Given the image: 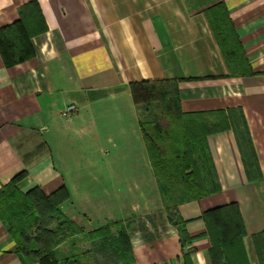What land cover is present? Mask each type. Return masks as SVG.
Wrapping results in <instances>:
<instances>
[{"label":"crops","instance_id":"0c3cea01","mask_svg":"<svg viewBox=\"0 0 264 264\" xmlns=\"http://www.w3.org/2000/svg\"><path fill=\"white\" fill-rule=\"evenodd\" d=\"M164 79L182 112L228 117L204 141L218 190L176 207L184 246L130 91ZM20 172L22 192L64 186L82 234L124 227L136 264H212L202 214L234 202L247 262L264 264V0H0V188ZM0 264H38L1 219Z\"/></svg>","mask_w":264,"mask_h":264},{"label":"trees","instance_id":"16d2710c","mask_svg":"<svg viewBox=\"0 0 264 264\" xmlns=\"http://www.w3.org/2000/svg\"><path fill=\"white\" fill-rule=\"evenodd\" d=\"M177 84L171 79L132 82L130 91L143 113L140 131L168 221L183 235L184 221L175 213L177 205L218 190L204 141L209 134L227 129L228 117L222 110L182 112ZM24 175L16 174L0 188V219L7 225L16 252L28 263L83 264L76 253L62 259L58 256L60 245L84 232L59 208L68 198L66 188L61 186L50 194L38 187L22 192L16 184ZM202 219L211 241L212 264H232L231 260L248 264L242 241L244 225L236 203L207 210ZM24 220L28 227L22 226ZM112 225L85 233L94 256L103 257L96 258L97 264H136L125 228L119 230V240L110 245ZM180 243L184 246L182 237ZM71 250L76 252L73 243Z\"/></svg>","mask_w":264,"mask_h":264},{"label":"rangeland","instance_id":"374dc122","mask_svg":"<svg viewBox=\"0 0 264 264\" xmlns=\"http://www.w3.org/2000/svg\"><path fill=\"white\" fill-rule=\"evenodd\" d=\"M162 203H163V201H162ZM163 207L166 209L164 203H163ZM22 224H23L22 226H24V227H28V225H29V223L26 220H24L22 222ZM119 228L121 229V228H124V227L121 226ZM112 230H111V233H110L111 234L110 245L112 243L115 244V241L119 240V236H118L119 235V231L116 232V231H114L115 229H112ZM114 232H116V233H114ZM183 236L184 235H181V237H183ZM71 243H73V245L75 246L76 252H73L75 250H71ZM59 247H58L59 248L58 249V251H59V255L58 256L61 259L66 254H69L71 256L74 253H76V256L79 257V260L82 261L83 264H97L96 258L98 260H101L103 258L102 255H100V257L99 256H94L93 247H92L91 243H89V239H88L86 234H82L81 237H78L76 239H71V241L65 243L64 245L62 244ZM86 252H87V254H86ZM230 262H232V264H245L244 261L241 262V260H237V261L231 260Z\"/></svg>","mask_w":264,"mask_h":264},{"label":"built area","instance_id":"2783aa9c","mask_svg":"<svg viewBox=\"0 0 264 264\" xmlns=\"http://www.w3.org/2000/svg\"><path fill=\"white\" fill-rule=\"evenodd\" d=\"M73 112H75V107L73 105H69L66 109L62 112L64 116H70Z\"/></svg>","mask_w":264,"mask_h":264}]
</instances>
